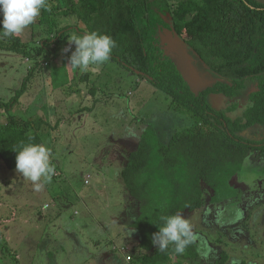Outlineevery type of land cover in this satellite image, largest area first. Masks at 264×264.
I'll list each match as a JSON object with an SVG mask.
<instances>
[{"label": "trees", "instance_id": "obj_1", "mask_svg": "<svg viewBox=\"0 0 264 264\" xmlns=\"http://www.w3.org/2000/svg\"><path fill=\"white\" fill-rule=\"evenodd\" d=\"M46 5L28 26V39L22 33L0 36V51L37 59L13 98L0 101V160L14 171V150L21 144L44 143L45 120L22 118L15 107L43 64L51 67L59 56L65 60L69 32L110 35L117 43L110 60L163 90L172 107L193 120L166 143L149 125L120 174L129 215L135 216L131 228L140 237V252L132 262L173 264L176 258L201 264L194 240L183 254H176L172 243L159 251L152 236L165 217L201 210L204 186L219 195L244 168L251 148L264 153V143L255 146L254 142L250 148L253 143L240 137L252 126H264V4L256 0H46ZM167 16L172 23L165 21ZM60 20L74 22L63 26ZM164 29H174L188 54L217 82L193 92L165 54L159 37ZM218 94L235 105L238 99L247 101L243 116L234 120L216 110L211 99ZM227 261L223 253L219 264Z\"/></svg>", "mask_w": 264, "mask_h": 264}, {"label": "rangeland", "instance_id": "obj_2", "mask_svg": "<svg viewBox=\"0 0 264 264\" xmlns=\"http://www.w3.org/2000/svg\"><path fill=\"white\" fill-rule=\"evenodd\" d=\"M164 19L172 23L171 16ZM60 22L64 26L74 20ZM28 29L22 32L26 39L30 37ZM75 34L71 30L65 38L64 46L70 49L65 60L59 56L45 69L53 73L54 86L49 80L44 83V70L37 72L15 107L22 118H39L40 104L49 116V83L51 106L56 103L58 109L64 108L59 116L70 122L64 131L68 135L57 142L43 134L55 174L39 191L0 160V264H133L130 258L140 252V237L128 226L127 194L119 170L146 125L153 126L160 142L166 143L174 133L193 124L187 113L172 107L163 90L110 59L99 70L97 88L103 100L94 109L80 112L83 104L90 106L84 101V86L78 88L79 82L69 86L67 80V73L81 75L79 69L70 66L76 45L69 44V38ZM190 57L212 86L216 79ZM36 60L0 51V101L13 98ZM207 84H201L195 93ZM71 87L74 89L69 91ZM242 102L235 105L219 95L214 108L234 117L247 104ZM130 128L136 130L134 139L126 145L117 144ZM262 129L250 130L247 138H260ZM250 150L253 153L243 171L219 195L204 186L201 210L182 213L192 226L201 264H219L223 253L228 256L226 264H264V196L253 191L258 189L256 177H264V154L260 149ZM238 202L241 207H237ZM173 264L189 263L174 258Z\"/></svg>", "mask_w": 264, "mask_h": 264}, {"label": "clouds", "instance_id": "obj_3", "mask_svg": "<svg viewBox=\"0 0 264 264\" xmlns=\"http://www.w3.org/2000/svg\"><path fill=\"white\" fill-rule=\"evenodd\" d=\"M46 8V0H0V13L3 14L0 36L21 34L35 23L41 11ZM73 43L76 48L70 57V66L83 72L90 69L96 71L98 66L111 58L113 50L117 47L113 37L95 31L72 35L69 44ZM14 151L17 153L16 171L31 181L37 191L41 189L43 182L52 179L55 166L50 163V152L45 144H21ZM158 228L159 231L152 236V243L159 251H165L172 243L175 245L174 253L183 254L186 247L196 238L191 224L182 214L165 217L164 225Z\"/></svg>", "mask_w": 264, "mask_h": 264}, {"label": "crops", "instance_id": "obj_4", "mask_svg": "<svg viewBox=\"0 0 264 264\" xmlns=\"http://www.w3.org/2000/svg\"><path fill=\"white\" fill-rule=\"evenodd\" d=\"M94 67H97V66H94ZM47 68H49V64H47V65L43 64L42 70H44V72H46V74L44 73L45 74V82L44 83L48 82V80H49L51 82L52 86H54V82H53L54 80H52V74L53 73L48 74L49 71L45 70ZM99 70H100V66L97 67L96 71H92L91 69L89 71H87V72L81 71V75H79L78 72H77V74H74V75L68 74V82L71 83V84H69V86H71L74 82H79L78 88H80L81 86H84V93H83L84 94V101H88L90 106H86V105L83 104L82 107L79 108L80 112H82V113H84V111H90V109H94L96 104L99 101L103 100V99L100 98V95H99V91L100 90L97 87L95 88L96 89L95 92H91L90 91V89L92 87H94V85L97 86V84H98V82L100 80V71ZM133 74H135V73H133ZM83 76L85 77L84 79L82 78ZM90 84H92V86H90ZM52 86H50L49 83L47 84V87H48V89L50 91H48L46 93L48 95V101L50 102L49 107L47 108L48 112L50 114L49 115L50 117L46 114L45 109L43 108V106H41L39 104L38 105V110H39V113H42V115L39 118H36V119L45 120V123H47V124H46V130L43 133L44 136L49 138L50 141L54 140L55 142H57V139L61 138L62 136H67L68 135V133L64 132V131H65V128L68 127L70 121L65 119V118H63V117H61V116H59V112H64V108L58 109L57 108L58 105L56 103H55V105L51 106V99H52L51 88H52ZM88 87H89V89L86 90V88H88ZM70 89H74V88L73 87L69 88V91H70ZM51 109L54 112H56V115L53 114ZM148 125H146V126L148 127ZM146 126H145L144 130L142 131V133L146 130V128H147ZM130 129H131V132L125 133L124 137L116 140L117 144L120 145V144L124 143V145H126L130 140L134 139L136 130L132 129V128H130ZM142 133L140 134L139 138L137 139V141L135 143V147L133 148V150H131L129 152V154L134 152L137 149V147L139 145V142H140V139H141ZM115 138H116V136H115ZM50 141L48 142L49 144H50ZM50 145H54V143H52ZM129 154H128V156H129ZM128 156H127V160H128ZM126 164H127V162L120 169L123 170L124 167L126 166ZM122 170L121 171L119 170L120 174H121ZM129 218L131 219V221H129L130 223H129L128 226L131 227V225H132V223H133V221L135 219V216H130L129 215ZM130 260H131V258H130Z\"/></svg>", "mask_w": 264, "mask_h": 264}, {"label": "water", "instance_id": "obj_5", "mask_svg": "<svg viewBox=\"0 0 264 264\" xmlns=\"http://www.w3.org/2000/svg\"><path fill=\"white\" fill-rule=\"evenodd\" d=\"M256 1L264 4V0ZM161 34H163L160 37L161 45L165 50V54L169 56L173 63L176 65L178 71L180 72L186 83L189 85L190 89L195 92L196 90H199L201 84H207L208 81L202 74H200L198 69L193 64L191 57L187 52L186 44L180 39L175 30L172 29L171 31H169L164 29ZM207 87L205 86L204 89Z\"/></svg>", "mask_w": 264, "mask_h": 264}, {"label": "flooded vegetation", "instance_id": "obj_6", "mask_svg": "<svg viewBox=\"0 0 264 264\" xmlns=\"http://www.w3.org/2000/svg\"><path fill=\"white\" fill-rule=\"evenodd\" d=\"M195 60H196V58H194ZM197 62H198V60H196ZM198 66H200L199 64H198ZM220 94H218V95H215V96H213L212 97V104L213 105H216V103H215V100H216V97L217 96H219ZM228 100V99H227ZM229 101V100H228ZM243 100H241V99H238V100H236V102L238 103V105L240 106L241 104H243V102H242ZM230 102V101H229ZM233 102V101H232ZM245 106H244V109L241 111V110H239V112L237 113V115L236 116H232V115H230L228 112V116L231 118V119H237V118H239V116L241 117V116H243V114H244V112H245V110L247 109V106H248V103L247 104H244ZM237 117V118H236ZM260 128H263L262 129V133H259L258 135H259V137L260 138H258V139H256V140H250V139H248L247 137V132H249L250 130H254V129H260ZM240 137H242V138H244L246 141H248V142H256V143H258L259 144V146H261V143H264V126H257V125H255V126H252V127H250V128H248L247 130H245V131H243L241 134H240ZM250 153H253V152H250ZM260 153H262V154H264L263 152H260ZM250 156V155H249ZM248 160V159H247ZM247 160H246V162H247ZM244 169V168H243ZM243 169L241 170V172L243 171ZM241 172H239L236 176H238ZM235 177V176H234ZM233 177V178H234ZM262 178H263V180H262ZM248 180L249 181H252L253 180V178H248ZM259 180V182L257 183V181ZM261 180V181H260ZM257 183V190L255 189V190H253L254 192H256V193H258V192H260V193H262V196H264V188H263V184H264V177H256V180H255V182H254V184H256ZM255 187V186H254ZM211 190V189H210ZM212 191V190H211ZM213 192V191H212ZM214 193V195H215V192H213ZM231 198V197H230ZM229 199V198H228ZM232 200H234V203L236 202V200L237 199H233V198H231ZM231 199H229V200H231ZM243 202V201H242ZM240 204H239V202L237 203V207H241L242 206V204L239 206ZM233 216H236L235 215V213H234V215ZM196 243V242H195ZM197 245V244H196ZM198 247V246H197ZM200 250V249H199Z\"/></svg>", "mask_w": 264, "mask_h": 264}]
</instances>
